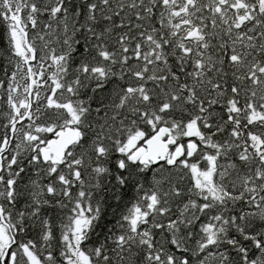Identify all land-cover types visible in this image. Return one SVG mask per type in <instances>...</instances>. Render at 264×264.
Listing matches in <instances>:
<instances>
[{
    "label": "snow or ice",
    "instance_id": "1",
    "mask_svg": "<svg viewBox=\"0 0 264 264\" xmlns=\"http://www.w3.org/2000/svg\"><path fill=\"white\" fill-rule=\"evenodd\" d=\"M0 264H264V0H0Z\"/></svg>",
    "mask_w": 264,
    "mask_h": 264
}]
</instances>
